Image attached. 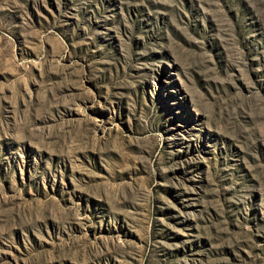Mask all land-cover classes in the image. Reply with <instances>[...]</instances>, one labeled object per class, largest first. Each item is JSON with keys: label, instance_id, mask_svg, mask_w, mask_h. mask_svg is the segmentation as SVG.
I'll return each instance as SVG.
<instances>
[{"label": "rangeland", "instance_id": "1", "mask_svg": "<svg viewBox=\"0 0 264 264\" xmlns=\"http://www.w3.org/2000/svg\"><path fill=\"white\" fill-rule=\"evenodd\" d=\"M0 264H264V0H0Z\"/></svg>", "mask_w": 264, "mask_h": 264}]
</instances>
